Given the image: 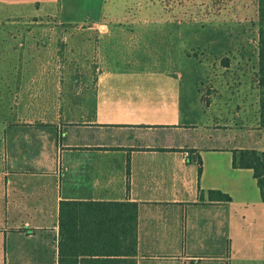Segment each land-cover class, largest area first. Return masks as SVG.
<instances>
[{
    "label": "crops",
    "instance_id": "crops-1",
    "mask_svg": "<svg viewBox=\"0 0 264 264\" xmlns=\"http://www.w3.org/2000/svg\"><path fill=\"white\" fill-rule=\"evenodd\" d=\"M0 6H57L76 25L102 20L106 0ZM101 29L78 33L99 47L89 49L86 77L77 74L48 96L72 98L57 121H18L14 76L0 75L7 90H0V264H59L61 201L136 202V264H264L261 192L252 169L233 166L236 151L264 152L259 51L257 80L238 89L246 96H221L223 87L206 104L202 71L182 51L146 54L136 42L114 51L110 40L139 35ZM168 37L187 38L180 31ZM75 61L81 70L78 54ZM211 191L231 201L211 199Z\"/></svg>",
    "mask_w": 264,
    "mask_h": 264
},
{
    "label": "rangeland",
    "instance_id": "rangeland-1",
    "mask_svg": "<svg viewBox=\"0 0 264 264\" xmlns=\"http://www.w3.org/2000/svg\"><path fill=\"white\" fill-rule=\"evenodd\" d=\"M207 5L219 10L206 13ZM103 13L98 22L75 25L60 18L57 6H33L23 11L0 6V63L11 64L9 71L1 66L0 75L1 80L6 74L14 76L10 92L13 90L16 98L10 99L15 101L18 121L59 120L62 102L72 98L48 96L61 93L62 84L76 79L77 74L86 77L89 49L95 54L99 47L97 39L78 33L101 35L106 25L109 32L139 35L110 40L114 51L136 42L146 54L163 52L170 57L175 49L186 54L192 68L202 71L199 82L206 104L219 98L223 87L228 91L221 96L242 98L246 92L238 89L253 86L257 80L253 58L259 51V0H106ZM173 31L185 33L187 38H169ZM240 50L248 51L241 54ZM77 54L81 72L75 64ZM0 90L1 95L7 92L3 87Z\"/></svg>",
    "mask_w": 264,
    "mask_h": 264
},
{
    "label": "trees",
    "instance_id": "trees-1",
    "mask_svg": "<svg viewBox=\"0 0 264 264\" xmlns=\"http://www.w3.org/2000/svg\"><path fill=\"white\" fill-rule=\"evenodd\" d=\"M212 13L217 6L207 5ZM206 10V11H207ZM259 88L264 125V0H259ZM199 171L202 162L199 160ZM233 166L252 169L264 202V152L236 151ZM128 175L130 165L128 164ZM130 188V183H128ZM210 198L229 202V195L211 191ZM136 202L61 201L59 205V264H136L138 242Z\"/></svg>",
    "mask_w": 264,
    "mask_h": 264
}]
</instances>
